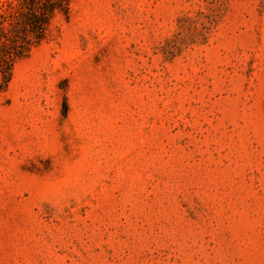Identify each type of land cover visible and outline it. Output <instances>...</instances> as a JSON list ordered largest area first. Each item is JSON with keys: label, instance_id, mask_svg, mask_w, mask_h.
<instances>
[{"label": "rangeland", "instance_id": "obj_1", "mask_svg": "<svg viewBox=\"0 0 264 264\" xmlns=\"http://www.w3.org/2000/svg\"><path fill=\"white\" fill-rule=\"evenodd\" d=\"M0 94V264H264V0H72Z\"/></svg>", "mask_w": 264, "mask_h": 264}, {"label": "trees", "instance_id": "obj_2", "mask_svg": "<svg viewBox=\"0 0 264 264\" xmlns=\"http://www.w3.org/2000/svg\"><path fill=\"white\" fill-rule=\"evenodd\" d=\"M72 0H0V94L9 88L15 64L47 42L68 19Z\"/></svg>", "mask_w": 264, "mask_h": 264}]
</instances>
